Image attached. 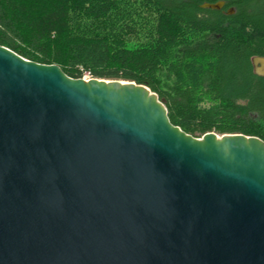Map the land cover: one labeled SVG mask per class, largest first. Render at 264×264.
<instances>
[{
    "label": "water",
    "instance_id": "1",
    "mask_svg": "<svg viewBox=\"0 0 264 264\" xmlns=\"http://www.w3.org/2000/svg\"><path fill=\"white\" fill-rule=\"evenodd\" d=\"M0 264H264V141L0 45Z\"/></svg>",
    "mask_w": 264,
    "mask_h": 264
},
{
    "label": "trees",
    "instance_id": "2",
    "mask_svg": "<svg viewBox=\"0 0 264 264\" xmlns=\"http://www.w3.org/2000/svg\"><path fill=\"white\" fill-rule=\"evenodd\" d=\"M0 45L74 79L143 85L193 137L264 141L251 63L264 57V0H0Z\"/></svg>",
    "mask_w": 264,
    "mask_h": 264
},
{
    "label": "built area",
    "instance_id": "3",
    "mask_svg": "<svg viewBox=\"0 0 264 264\" xmlns=\"http://www.w3.org/2000/svg\"><path fill=\"white\" fill-rule=\"evenodd\" d=\"M85 79H86V77H85Z\"/></svg>",
    "mask_w": 264,
    "mask_h": 264
},
{
    "label": "rangeland",
    "instance_id": "4",
    "mask_svg": "<svg viewBox=\"0 0 264 264\" xmlns=\"http://www.w3.org/2000/svg\"><path fill=\"white\" fill-rule=\"evenodd\" d=\"M86 79H87V77H86Z\"/></svg>",
    "mask_w": 264,
    "mask_h": 264
}]
</instances>
